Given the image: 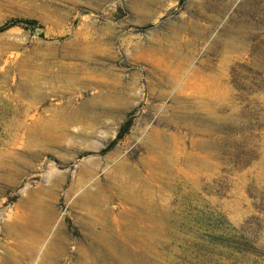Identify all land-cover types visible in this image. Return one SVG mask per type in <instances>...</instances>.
Returning a JSON list of instances; mask_svg holds the SVG:
<instances>
[{"label":"rangeland","instance_id":"374dc122","mask_svg":"<svg viewBox=\"0 0 264 264\" xmlns=\"http://www.w3.org/2000/svg\"><path fill=\"white\" fill-rule=\"evenodd\" d=\"M11 21L0 264L30 257L27 227L47 226L27 264L54 238L58 264L98 253L73 203L121 161L142 172L144 211L111 203L138 217L113 228L119 257L95 264H264V0H0Z\"/></svg>","mask_w":264,"mask_h":264},{"label":"bare ground","instance_id":"6f19581e","mask_svg":"<svg viewBox=\"0 0 264 264\" xmlns=\"http://www.w3.org/2000/svg\"><path fill=\"white\" fill-rule=\"evenodd\" d=\"M82 56L85 57V59H91L89 55L83 54ZM66 69H68V67H66ZM81 72H83L81 67H74L71 69L70 74L75 77ZM84 84L87 86L90 85L87 81H84ZM102 181V183H98L94 191L84 193L79 200H76L75 203H73L74 206L79 209L83 208L86 211L84 215H79L77 218L81 222L82 227L86 230V235L90 236L98 247L96 248L98 253L94 256L89 255L82 249H78L77 259L79 264H95L100 258H103L106 261L119 257V246L117 245L116 235H113V228L116 226L115 228L117 231V226H129L128 224L136 221L138 215L133 213L130 209L123 207V205L122 207L119 205H112L111 203H113L114 200L121 199L128 202L132 206L130 207L132 210L135 208L138 209V212L144 211V208L141 206V203L143 202L141 197L143 194L146 195L147 188H145V179L142 176L141 170L136 168L135 165L121 161V163H117L113 169H111V173L105 175ZM86 207L89 208V210H87ZM92 223L99 226L98 232H89V227ZM46 228L47 226L40 229L38 228V230H34L30 227H27L26 230L25 228L22 229V231H25L30 235L28 239L30 242L27 241L25 243L26 246H24V248L30 252V257L35 251L31 243L32 238L36 237L35 233L37 232L39 234L44 233ZM117 233L119 234V232ZM49 243L50 247L48 246V251H46L44 255L46 258L44 264H58L62 257L68 253L66 250L67 243L64 239L58 240L57 238H54ZM28 257L29 254L27 252L23 253V261H21L20 264H27L25 259ZM47 261L49 262L47 263Z\"/></svg>","mask_w":264,"mask_h":264},{"label":"trees","instance_id":"16d2710c","mask_svg":"<svg viewBox=\"0 0 264 264\" xmlns=\"http://www.w3.org/2000/svg\"><path fill=\"white\" fill-rule=\"evenodd\" d=\"M15 22H16V21H11L10 23H6V24H4V25L0 26V29H4V28H7V27H10V26L14 25V24H15ZM17 22H19V21H17ZM124 132H125V130H123V131L119 132V134L117 135V137H116V138H119V137H121V135H122V134H124Z\"/></svg>","mask_w":264,"mask_h":264}]
</instances>
